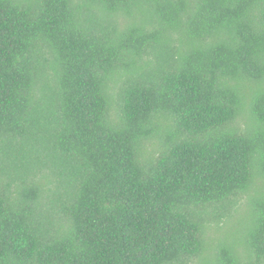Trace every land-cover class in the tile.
<instances>
[{
	"label": "trees",
	"instance_id": "16d2710c",
	"mask_svg": "<svg viewBox=\"0 0 264 264\" xmlns=\"http://www.w3.org/2000/svg\"><path fill=\"white\" fill-rule=\"evenodd\" d=\"M0 264H264V0H0Z\"/></svg>",
	"mask_w": 264,
	"mask_h": 264
}]
</instances>
